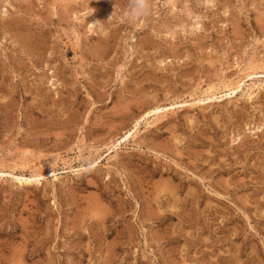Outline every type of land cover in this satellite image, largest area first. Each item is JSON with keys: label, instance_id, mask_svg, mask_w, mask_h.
Returning a JSON list of instances; mask_svg holds the SVG:
<instances>
[{"label": "rangeland", "instance_id": "374dc122", "mask_svg": "<svg viewBox=\"0 0 264 264\" xmlns=\"http://www.w3.org/2000/svg\"><path fill=\"white\" fill-rule=\"evenodd\" d=\"M263 75L264 0H0V264H264Z\"/></svg>", "mask_w": 264, "mask_h": 264}, {"label": "bare ground", "instance_id": "6f19581e", "mask_svg": "<svg viewBox=\"0 0 264 264\" xmlns=\"http://www.w3.org/2000/svg\"><path fill=\"white\" fill-rule=\"evenodd\" d=\"M246 64V63H245ZM254 64H257V63H254ZM254 65H252V64H249L245 69H243V70H241V75H242V77L240 78V80L239 81H236L235 83H229V84H224L223 85V88L224 89H226V91H228V92H230L229 94L231 95V94H237L238 92H240V93H242L243 92V90L245 89V88H248L249 87V85L247 84V82H249L250 80H251V78L257 73V72H254ZM238 71V70H237ZM264 76V75H263ZM253 79V78H252ZM253 81V80H252ZM252 83V82H251ZM254 85V84H253ZM251 86V85H250ZM213 87V86H212ZM220 87V86H219ZM259 87V86H258ZM215 87H213V88H210L211 89V91H213V89H214ZM254 88V87H253ZM249 89H251V88H249ZM263 89V88H262ZM215 91H217L216 89H215ZM250 91V90H249ZM254 91V90H253ZM247 92V91H246ZM207 93V92H206ZM208 93H210V92H208ZM249 93V92H248ZM217 94H220V93H217ZM255 95V94H254ZM225 96H229L228 95V93H227V95L225 94ZM205 98V97H204ZM212 98H214V99H222V96H220V97H215V94H213L212 93V95H210V98L209 99H212ZM253 98V95L252 94H249L248 95V101L249 100H251ZM207 99V98H206ZM205 101V100H204ZM210 101V100H209ZM213 101H215V100H213ZM219 101H221V100H219ZM218 101V102H219ZM200 102H202V101H200ZM173 106H171L169 109L171 110V109H173L172 108ZM166 109V108H165ZM167 110V109H166ZM162 112H163V110H162V108L160 109V108H153L152 110H150V111H148V112H146V114L141 118V119H143V120H145V122H148V120L147 119H149V117H152V116H154L155 118H159L160 116H161V114H162ZM161 113V114H160ZM153 117V118H154ZM140 119V120H141ZM135 133L136 132H129V133H127L126 134V136L125 137H123L122 139L124 140V141H126V140H128V139H130V138H132V137H134V135H135ZM89 168H91V167H89ZM0 174H1V172H0ZM35 176H32V177H27V178H24V177H22L23 179H24V182L25 183H30L31 182V180L33 181V178H34ZM37 177V176H36ZM36 179V178H35ZM20 179H18V182L19 183H21L20 181H19ZM56 180V179H55ZM22 181V180H21ZM24 182H23V184H24ZM21 185V184H20Z\"/></svg>", "mask_w": 264, "mask_h": 264}, {"label": "clouds", "instance_id": "9594fccd", "mask_svg": "<svg viewBox=\"0 0 264 264\" xmlns=\"http://www.w3.org/2000/svg\"><path fill=\"white\" fill-rule=\"evenodd\" d=\"M137 4L139 7H143L145 4V0H137Z\"/></svg>", "mask_w": 264, "mask_h": 264}]
</instances>
